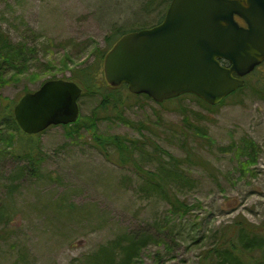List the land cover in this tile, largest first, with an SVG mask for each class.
Here are the masks:
<instances>
[{"label": "rangeland", "instance_id": "1", "mask_svg": "<svg viewBox=\"0 0 264 264\" xmlns=\"http://www.w3.org/2000/svg\"><path fill=\"white\" fill-rule=\"evenodd\" d=\"M170 2L0 0V28L14 46L25 43L27 56L16 80L17 68L3 73L9 80L0 86V109L25 89L70 79L116 33L158 24ZM103 79L104 72L79 98L81 115L98 118L78 133L61 125L14 133L0 116V264H72L135 234L151 237L137 264H217L209 249L234 238L238 221L264 234V71L212 109L189 96L165 103L135 97ZM116 94L118 101L101 104ZM94 131L105 144L113 135L137 141L140 167L120 162ZM28 138L39 143L37 174L19 150ZM162 167L183 176L166 188L187 211L150 185L147 171Z\"/></svg>", "mask_w": 264, "mask_h": 264}, {"label": "water", "instance_id": "2", "mask_svg": "<svg viewBox=\"0 0 264 264\" xmlns=\"http://www.w3.org/2000/svg\"><path fill=\"white\" fill-rule=\"evenodd\" d=\"M263 62L264 0H171L160 23L115 42L103 70L109 85L158 103L191 93L216 105ZM82 93L74 80H47L20 97L15 119L27 134L74 123Z\"/></svg>", "mask_w": 264, "mask_h": 264}, {"label": "trees", "instance_id": "3", "mask_svg": "<svg viewBox=\"0 0 264 264\" xmlns=\"http://www.w3.org/2000/svg\"><path fill=\"white\" fill-rule=\"evenodd\" d=\"M163 18L164 17L162 16L160 22L163 20ZM127 32L129 31H122L120 33H116L115 37L113 38L114 42H111V40H109L110 41L109 47L98 55V58L95 62L91 64H87L80 68L73 69V71L75 72L73 76L70 78V80H74L80 86L81 85L84 86V88L81 86L83 88L82 95L87 94L86 92L92 91V87L95 86L98 82V75L104 72V70L102 71V69H103L104 58L106 53L112 48L115 42L123 34ZM26 61H27V56H26L25 43L19 42L14 46V44H12L11 42L8 33H6L2 28H0V86L5 84L9 80L6 79L3 75L5 70L8 68V65L12 66L14 69L17 68V70L13 73V76L11 77L13 80H16V78H18L19 76L18 74L21 71L20 67L24 68ZM223 63L228 64V62L226 61H223ZM262 71H264V62L260 64L258 67H256V69L253 72H251L246 76V84L243 87H240L236 91L232 92L230 95L224 98L219 104L216 105H210L204 100H202L200 97L191 93L182 94L178 97L170 98L159 103L180 100L183 97L189 96L195 98L196 100L200 101L205 106H207L208 108L212 109L218 105H221L229 96L243 90L247 86V79L251 78L253 75L261 73ZM31 78H33V75L31 76ZM124 86L128 88L126 84H123L118 87H113L110 85V87L114 89H118L119 87H124ZM28 91L30 90L25 89L24 93ZM130 94L135 97L144 95L145 97L151 98L147 94H135L131 92ZM119 97L120 96L117 94L113 95V97L111 96L107 97L106 95L104 96L101 104L103 106H106L107 104H110V102H112L113 100L118 101ZM0 98L2 99L1 95ZM111 98L113 99L110 100ZM15 103H17V100L10 102V104L6 106H3L2 109H0V116L3 118L4 122L7 125H9V127L12 128V131L14 133L17 132L19 134L23 133L25 135H31L23 132L22 129L19 127L13 112L14 109L13 105H15ZM97 118L94 114H92L89 117V119H86L81 115V111H80V115L74 123L61 125V126L67 129L68 128L73 129V132L78 133L82 130V128H86V127L90 128V125L96 126ZM88 120L89 123H87ZM53 126L56 125H52L50 127ZM46 130L38 133V135L42 134ZM93 135L96 140L99 141L101 140V137L95 131ZM21 140H23V138ZM104 141H106L109 144H113L115 146L116 151L118 153V160L120 162L122 163L135 162L136 166L140 167L135 157V153L138 148L137 143H135L137 141L123 135H113L108 138H104ZM100 142L102 145L107 144V143L105 144V142L102 141ZM21 144L22 145L19 150H23V151L25 150L23 153L24 157H28L29 160L31 161V163L29 162L30 172H32L33 174H37L39 171V162H40L36 155V150L39 147L38 141L28 138L25 144L24 143ZM174 162L178 163L179 160L174 159ZM21 173H23V171H21ZM147 173L149 175V181L151 183L150 185L156 191L162 193L170 201V203L174 205L175 208H178L179 210L187 211L186 208L188 207L184 203H182L179 199H177V196L174 193H172L169 189L166 188L168 187L170 181L173 180V178L175 177L183 178V176L180 175L181 173H178L177 168L175 170V169L162 167V169L157 173L152 171L149 172L147 171ZM2 215H4V213L0 209V218H2ZM235 230L236 231L234 238L231 239L230 238L227 239V237L221 238L217 246L214 245L209 249L211 255L214 254V257L217 256L218 258L217 264H264V234H261L255 231L254 229H252L248 223H242L239 221L235 226ZM150 240L151 237L149 235H144V234L143 235L135 234L133 236L125 235L122 238L114 239L110 243L100 246L98 250H96L95 252L86 255L84 258H82L79 261L78 260L73 261L72 264H137L138 258L141 254V250L149 244Z\"/></svg>", "mask_w": 264, "mask_h": 264}, {"label": "flooded vegetation", "instance_id": "4", "mask_svg": "<svg viewBox=\"0 0 264 264\" xmlns=\"http://www.w3.org/2000/svg\"><path fill=\"white\" fill-rule=\"evenodd\" d=\"M237 19L240 21L241 24L245 25L244 21L240 17L237 16Z\"/></svg>", "mask_w": 264, "mask_h": 264}]
</instances>
